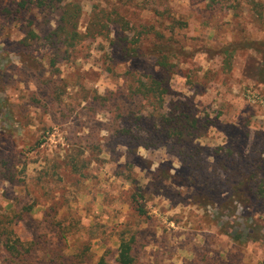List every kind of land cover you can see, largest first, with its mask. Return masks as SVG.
<instances>
[{"label": "rangeland", "instance_id": "374dc122", "mask_svg": "<svg viewBox=\"0 0 264 264\" xmlns=\"http://www.w3.org/2000/svg\"><path fill=\"white\" fill-rule=\"evenodd\" d=\"M18 2L0 0V213L30 264H113L131 238L135 264H264L231 239L264 233V0ZM149 77L160 103L135 93ZM175 108L181 141L158 133Z\"/></svg>", "mask_w": 264, "mask_h": 264}, {"label": "trees", "instance_id": "16d2710c", "mask_svg": "<svg viewBox=\"0 0 264 264\" xmlns=\"http://www.w3.org/2000/svg\"><path fill=\"white\" fill-rule=\"evenodd\" d=\"M34 6L35 8L39 9L40 11H49L53 9L52 6V0H19V2L16 5L15 12H23L27 9H30V7ZM73 10L65 9L60 14L59 17V24H58V30L65 31V26H68L70 28L69 32H64V41L63 43L69 47L72 48L76 44V40L79 37V34L75 31L76 26L73 22L74 18H77V14ZM105 24L101 25V29H104ZM28 35L30 37H35L33 30H30L28 32ZM149 80L145 81L144 83H141L139 88H137L136 92L139 96L142 97V99H152L157 100V103L162 102V96L167 95L169 90L167 87H164L160 80H155L152 78H148ZM134 93V92H133ZM178 108L173 109V112L170 111L169 113L165 114L164 116H159V127L160 130L158 133L165 136L166 138L174 139L181 141L185 136L189 134L188 129V122L186 117H182L179 113L177 114ZM174 112H176L174 114ZM130 114V115H129ZM131 112H127V116H121L119 114V118L123 121H127V130L129 131V128L131 126V122L134 120L131 116ZM128 132L123 131L119 132L120 137L126 135ZM163 133V134H162ZM140 138V136H136V134L131 135L130 139L137 140ZM135 196V195H133ZM141 197V196H139ZM256 197L260 199L262 202H264V184H261L260 186H257L256 191ZM240 201V200H239ZM133 205L135 206L134 209L138 213L139 216H142L145 214V211L142 209L141 204L138 202V200H133ZM31 207H24L22 210L25 212H31ZM18 215L15 217L17 218ZM19 217V216H18ZM11 221L9 218H7L5 215H2L0 213V247L3 250V253H5L10 259L12 263H18V264H30L29 257L32 255V251L34 250L35 243L33 241L31 242H22L19 238V236L15 233V228L11 227ZM230 237V236H229ZM234 242H240L246 243V242H260L264 244V233L258 234V238H255V231L253 229L246 230L243 233H239L237 236L231 238ZM132 244H133V238L129 240L121 239L119 240L117 249H116V257L113 264H135V258L132 254ZM46 257V256H45ZM47 261H54V258H45ZM96 264H112L108 263L104 257H100Z\"/></svg>", "mask_w": 264, "mask_h": 264}]
</instances>
